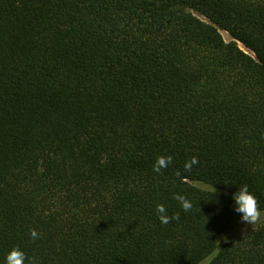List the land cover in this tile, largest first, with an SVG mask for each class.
I'll return each instance as SVG.
<instances>
[{
	"label": "trees",
	"instance_id": "obj_1",
	"mask_svg": "<svg viewBox=\"0 0 264 264\" xmlns=\"http://www.w3.org/2000/svg\"><path fill=\"white\" fill-rule=\"evenodd\" d=\"M242 185L262 215L237 236ZM218 246L210 264H264V0H0V264Z\"/></svg>",
	"mask_w": 264,
	"mask_h": 264
},
{
	"label": "clouds",
	"instance_id": "obj_2",
	"mask_svg": "<svg viewBox=\"0 0 264 264\" xmlns=\"http://www.w3.org/2000/svg\"><path fill=\"white\" fill-rule=\"evenodd\" d=\"M172 162L171 156H159L154 162L152 168L156 173H160L162 169L167 168ZM198 164V160L196 157H192L191 160L186 161L184 164V170L186 172H190L192 170L193 165ZM177 176L180 175L179 171L176 173ZM205 190L207 189V185L202 186ZM214 188V187H213ZM214 192H216L214 188ZM177 201L180 202L182 209L185 212H188L192 208V203L185 198L183 195H175L173 197ZM234 200V210L241 214V220L245 223L251 224L252 226L256 225L261 220V211L259 209L258 201L256 197L249 192L247 185L239 186L238 190L233 194ZM156 213L162 224L167 225L172 220H179V214H174L171 217L167 215V210L164 205L159 204L156 206ZM30 238L36 240L39 238V233L32 229L30 230ZM219 246L214 251L212 255L204 258L200 264H210L211 260L215 255L219 253ZM5 264H36L35 258L31 260L28 259L26 254L18 247L12 248L5 257Z\"/></svg>",
	"mask_w": 264,
	"mask_h": 264
},
{
	"label": "rangeland",
	"instance_id": "obj_3",
	"mask_svg": "<svg viewBox=\"0 0 264 264\" xmlns=\"http://www.w3.org/2000/svg\"><path fill=\"white\" fill-rule=\"evenodd\" d=\"M221 33V36H222V38L224 39V41H226V42H229V41H231V38H230V36L226 33V32H223V31H221L220 32ZM239 45V47H241V49H243L242 48V46L240 45V44H238ZM250 225L251 224H248V223H246V224H244L236 233H234V234H236L237 236H240V235H243L244 233H245V231L247 230V229H249L250 228ZM233 234V235H234ZM234 237V236H233ZM232 237V238H233Z\"/></svg>",
	"mask_w": 264,
	"mask_h": 264
}]
</instances>
